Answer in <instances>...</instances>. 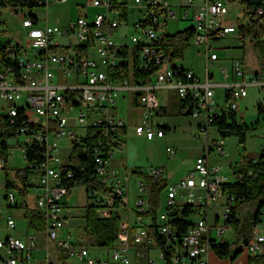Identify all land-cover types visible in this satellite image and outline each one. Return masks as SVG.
Wrapping results in <instances>:
<instances>
[{
  "label": "built area",
  "instance_id": "1",
  "mask_svg": "<svg viewBox=\"0 0 264 264\" xmlns=\"http://www.w3.org/2000/svg\"><path fill=\"white\" fill-rule=\"evenodd\" d=\"M228 3L241 4L242 15L233 17ZM122 4L126 19L122 16ZM86 6L99 11L91 17L80 16L61 24L47 21L41 24L27 9L15 12L12 8H0V16L5 9L19 13L24 30L23 42L14 38L0 40V180L3 176L0 226L7 231L16 229L12 211L25 204L20 195L23 186L28 194L30 190L35 192L33 208L44 226L42 231L25 230L22 234L25 236L7 234L0 238V264H50V246L45 249L46 260L35 261L37 237L42 233L53 241L54 250L61 258L75 257L85 264H208L213 246L227 242L224 235L233 231L227 219L235 197L223 190L224 184L231 182L230 176L210 159L213 149L218 154L225 153L224 140L208 144L186 174L175 181L165 177L162 167L151 166L140 171L132 220L127 207L115 205V197L126 203L128 175H121L109 161L120 148V141H124L119 129L127 130L128 126L119 116V103L129 95L133 97L132 105L140 108L134 133L147 140L165 136V128L156 121L164 93L175 94L179 112L198 118L201 131H207L213 119L228 110L234 111L235 120L241 123L239 102L248 95L247 87H264V74L247 78L237 60L231 70L242 80L218 84L213 81L210 68L218 60L212 41L240 31L245 3L243 0H87ZM131 10L138 17L129 22ZM253 14L258 23L264 24V7ZM189 17L194 30L190 44L194 42L205 48L203 80L192 69L166 60L164 50L157 43L161 34L168 33L170 20ZM123 24L130 25L133 32L116 38L113 31ZM121 63L125 64L127 74H113L123 68ZM222 71L226 76L227 69ZM147 72H152L149 81L144 77ZM217 87L230 95L222 108L215 97ZM79 127L85 132L79 134ZM99 132L104 137L95 148V172L112 193L90 189L86 190V196L99 217L109 218L108 210L117 211V241L107 248L96 247L110 252L107 260L91 255L88 245L63 232L68 181L73 173L62 167L66 156L60 155L59 142L61 139L71 142ZM11 139L16 140L15 145L10 143ZM17 149L22 152L24 164L15 168L12 162ZM166 150L176 153L169 147ZM8 179L12 184L16 182L18 188L8 186ZM162 179L166 181L164 199L161 196L159 207L150 214L149 192ZM261 223H264V210L243 247L252 256L264 248V233L258 229Z\"/></svg>",
  "mask_w": 264,
  "mask_h": 264
},
{
  "label": "rangeland",
  "instance_id": "2",
  "mask_svg": "<svg viewBox=\"0 0 264 264\" xmlns=\"http://www.w3.org/2000/svg\"><path fill=\"white\" fill-rule=\"evenodd\" d=\"M48 3L44 7L33 9L32 13L39 19L41 24L45 23L47 18L49 24H54L58 19L67 22L69 19H75L78 16L91 17L95 15L99 9L87 7V0H78L82 6L77 7L74 3H59L55 0H47ZM229 2V1H227ZM231 9V15L235 18L242 15L243 7L239 3H228ZM178 6V3H177ZM176 10V8H174ZM138 17L136 11L131 10L129 14V22H132ZM192 25L190 17L186 20L179 18L178 20H170L167 24V32L174 34ZM23 28L21 26V18L19 13H13L9 9H5L0 16V40L6 38H14L19 42H23ZM133 28L130 25H121L120 28L113 31L116 38H121L124 34H130ZM214 51L219 55V60L210 68V72L214 75L213 81L222 84L226 81L233 82L232 64L235 61L243 60L241 67L244 69L247 78L255 76V74H264V40L259 41L249 37L242 38L241 34L235 33L231 36L224 37L220 40L212 41ZM92 55L95 57L94 52ZM175 64L194 68L202 80L206 74V57L205 48L192 42L184 51L183 59L174 61ZM169 64H165V66ZM227 69L228 78L223 73L222 69ZM235 82L241 81L240 77L235 76ZM216 100L219 107L225 106V90L222 87L216 88ZM248 96L240 103V112L243 114L242 123L248 126V130L244 139L239 136L231 135L222 137L218 134L215 126H209L207 131L199 130L197 126L198 118L192 116H184L179 114L177 105H172L168 108L167 114L159 110L156 121L163 126H168L163 138H155L147 140L145 137L138 136L134 133V125L139 122L140 108L133 106L129 95V100L122 99L119 103V116L127 123V130L123 133L124 143L122 147L113 155L111 161L118 164L119 173L129 176L128 196H127V211L130 219H133L134 207L137 201L138 192L136 187V177L131 174V169H140L141 171L149 169L151 166L162 167L170 182L175 181L186 174L192 167L196 156L204 153V149L208 144L212 145L216 140H224L225 153L218 154L215 150H211L210 159L213 163L220 164L225 173L232 176L242 166L244 156L257 159L262 150H264V87L249 86L247 87ZM171 101L177 100L174 93H171ZM76 112V109H74ZM78 133L82 134L85 129L79 127ZM10 143L15 145L16 140L11 139ZM60 155L67 156L70 153L69 142L67 139L60 140ZM176 150V153L167 152V148ZM22 152L17 149L14 153L12 165L15 168L23 166ZM125 166V167H124ZM3 176L1 177L2 180ZM0 180V186L3 182ZM0 188V194H2ZM85 187H77L72 190L71 196L67 201V218L63 232L71 234L72 238L81 236V229L85 223L84 208L87 205ZM162 194V193H161ZM19 195V194H18ZM17 195V196H18ZM35 192L29 191L27 204L35 205ZM164 199V194L160 195V199ZM20 197V196H18ZM16 220V229L8 230L4 226H0V238H4L7 234L22 235L25 230L34 232L27 225L26 206L15 208L13 211ZM258 229L264 233V223L259 224ZM232 237L231 243L234 241V229L224 235V239ZM80 239V238H79ZM47 243L53 247V241H48L45 234L42 233L37 237V248L34 251L35 261L44 262L46 253L40 248L46 247ZM51 247V248H52ZM91 255H99L106 259L109 255L107 249H97L89 246ZM233 250L239 248L233 245ZM49 261L56 262L57 258H61L59 252L51 250ZM67 264H85L75 257L65 259ZM58 261V259H57ZM56 264V263H55Z\"/></svg>",
  "mask_w": 264,
  "mask_h": 264
},
{
  "label": "trees",
  "instance_id": "3",
  "mask_svg": "<svg viewBox=\"0 0 264 264\" xmlns=\"http://www.w3.org/2000/svg\"><path fill=\"white\" fill-rule=\"evenodd\" d=\"M117 1V0H115ZM245 3V14L243 17V25L240 27L239 33L242 38L249 37L257 41L264 40V24L258 23L255 19L256 10L264 7L263 0H243ZM48 3L47 0H0V8H12L15 12L17 10L27 9L30 15L37 19L32 13L33 9L37 7H44ZM123 18H127L125 6H123ZM253 8V11H247ZM264 17V15H263ZM194 36V30L191 26L180 30L174 34H161L157 43L164 50L165 59L171 62L182 60L184 51L190 46V41ZM123 68L114 72L113 74L121 75L127 74L125 64L121 63ZM152 72H147L144 77L149 81ZM229 93L226 92V103L229 101ZM134 104L137 105V97L134 99ZM179 102L176 104L179 109ZM160 110L167 114L165 107H160ZM179 114H181L179 112ZM182 115V114H181ZM236 113L228 110L223 115L215 117L209 126H215L217 132L222 137H229L231 135L239 136L244 139L248 126L244 123H239L235 120ZM165 130L169 129L164 126ZM120 132L125 133L124 128L119 129ZM110 134H112L110 132ZM104 137V134L99 132L97 134L88 133L85 137L74 139L70 143L71 151L65 157L62 167L65 170H70L73 173L72 179L68 181L69 196L73 189L77 187H85L87 191L96 189L108 195L112 193L109 188H106L98 179L95 172L94 156L95 148L98 141ZM1 141V140H0ZM124 141H120L119 146L122 147ZM243 164L235 173V181L224 184L223 190L232 194L235 197V203L231 208V212L227 219L234 229V241L221 242L213 246L214 252L221 258L235 259L243 250V247L248 243L252 226L258 222L259 216L264 210V150L261 151L257 159L244 156ZM132 175H140L138 169L131 170ZM8 186L17 187L18 184H13L7 180ZM166 184L165 179L157 181L153 184L149 192V213L153 214L159 207L160 195ZM20 195L24 198L27 209V225L31 229L42 231L44 229L43 221L39 213L34 208H28L27 199L28 191L26 186L21 188ZM115 205L126 208L127 204L119 198L115 197ZM85 223L81 229V236L79 237L86 245L91 247L107 248L112 246L118 239V222L117 211L108 210L109 218L99 217L95 207L88 203L84 208ZM233 245L239 248L233 250ZM57 264H67L63 258L58 259ZM249 264H264V250L261 254L251 256Z\"/></svg>",
  "mask_w": 264,
  "mask_h": 264
},
{
  "label": "crops",
  "instance_id": "4",
  "mask_svg": "<svg viewBox=\"0 0 264 264\" xmlns=\"http://www.w3.org/2000/svg\"><path fill=\"white\" fill-rule=\"evenodd\" d=\"M128 1H130V0H128ZM170 1H177V0H170ZM79 1L78 0H64L63 2H60V3H64V4H67V3H74V4H76L77 5V7H79V6H82L80 3H78ZM78 17H80V16H78ZM76 19V18H75ZM71 20H74V19H69L67 22H69V21H71ZM48 22V20H45V22ZM67 22H65V21H63L62 19H58L55 23H59V24H61V23H67ZM233 35V34H232ZM231 36V35H230ZM218 60H219V55H218ZM218 60H216V61H218ZM215 61V62H216ZM240 62L242 63L243 62V60H240ZM214 65H215V63H214ZM213 65V66H214ZM181 66H183V65H181ZM183 67H185V68H189V69H192L195 73H196V75H197V77L200 79V80H202V78L199 76V74H198V72L194 69V68H191V67H186V66H183ZM256 75V74H255ZM226 77L228 78V73L226 74ZM231 78H232V80L234 81L235 80V75H231ZM227 82V81H226ZM215 95H216V92H215ZM248 96V95H247ZM246 96V97H247ZM171 97H172V94L171 93H164L163 94V96H162V106L163 107H165L167 110H168V108L170 107V106H172L173 104L175 105L176 104V102H177V100H170L171 99ZM245 97V98H246ZM123 99V98H122ZM121 99V100H122ZM177 99V98H176ZM121 100H120V102H121ZM124 100H126V98L124 99ZM128 100H129V97H128ZM132 100H133V97H131L130 98V101H131V103H132ZM243 100V99H242ZM241 100V101H242ZM225 103H226V91H225ZM240 104H242V102L240 103L239 102V111H240ZM161 106V107H162ZM168 112V111H167ZM241 123H242V121H241ZM164 127V126H163ZM203 154V153H202ZM201 155V154H200ZM199 156V155H198ZM197 157V156H196ZM110 165L112 166V167H114L115 169H117L118 170V167H117V165L118 164H116V163H113L112 161H111V159H110ZM218 165H220V164H218ZM221 166V165H220ZM125 167V166H124ZM222 167V166H221ZM132 170V169H131ZM119 171V170H118ZM138 171H141L140 169H138ZM222 171H223V169H222ZM224 172V171H223ZM225 173V172H224ZM227 174V173H226ZM135 177H136V182H137V179H138V175H134ZM165 177L168 179V177H167V175H165ZM128 178H129V176H128ZM230 180H231V182H234L235 181V175H234V173L232 174V176H230ZM86 195V194H85ZM70 196H71V194H70ZM69 196V197H70ZM68 197V198H69ZM67 198V199H68ZM86 198H87V196H86ZM66 203H67V201H66ZM126 204H127V199H126ZM22 206H26V204H24V205H22ZM22 206H19V207H22ZM34 206V205H33ZM33 206H30V205H28L27 207L28 208H33ZM18 207V208H19ZM68 207V206H67ZM15 210V209H14ZM13 210V211H14ZM12 211V212H13ZM67 212V211H66ZM14 218H15V216H14ZM67 218V215H65V219ZM40 235V234H39ZM49 240H47V242H48ZM225 241H227V242H231L232 241V237H229V238H226L225 239ZM47 246H50L48 243H47V245H46V247ZM46 247H44V248H40V250L42 251H44L45 253H46V256H47V252L45 251V249H46ZM52 246H50V253H51V250L52 249H54V243H53V247L51 248ZM38 249V248H37ZM263 250H264V248H263ZM263 250H262V252H263ZM261 252V253H262ZM50 253L48 254V256L50 255ZM260 253V254H261ZM252 255H250L248 252H246L245 251V249L243 248V250H242V252L235 258V259H231V258H221V257H219L215 252H214V250H212L210 253H209V255H208V264H249V261H250V257H251ZM34 257H35V254H34ZM57 259H59V258H57ZM57 259H56V262H53V261H49L50 262V264H57L58 263V261H57ZM48 260H49V257H48ZM36 263H40V262H36Z\"/></svg>",
  "mask_w": 264,
  "mask_h": 264
},
{
  "label": "water",
  "instance_id": "5",
  "mask_svg": "<svg viewBox=\"0 0 264 264\" xmlns=\"http://www.w3.org/2000/svg\"><path fill=\"white\" fill-rule=\"evenodd\" d=\"M39 216H40V214H39Z\"/></svg>",
  "mask_w": 264,
  "mask_h": 264
}]
</instances>
